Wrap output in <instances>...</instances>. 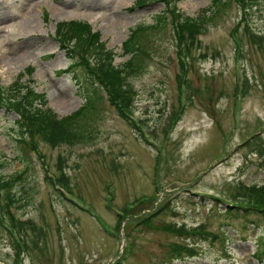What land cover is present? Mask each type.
Masks as SVG:
<instances>
[{"label":"rangeland","instance_id":"1","mask_svg":"<svg viewBox=\"0 0 264 264\" xmlns=\"http://www.w3.org/2000/svg\"><path fill=\"white\" fill-rule=\"evenodd\" d=\"M136 2L0 0V86L30 81L60 117L78 112L85 92L63 71L75 39L63 38L61 24H90L113 50V65L123 66L132 56L124 51L131 32L156 23L165 9L155 0L130 11ZM212 2L180 0L178 7L196 18ZM211 13L187 68L181 69L170 22L140 34L142 65L127 77L131 122L98 88L100 100L78 117L87 138L52 146L36 137L26 144L18 140L19 115L0 106V174L15 178L0 207L26 244L17 254L0 225V263L264 264L257 250L264 247V205L256 203L264 190L241 185L264 183V0L248 12L230 1ZM69 93L78 101L60 109ZM49 176L86 206L73 204ZM131 201L136 206L118 219L115 212ZM249 207L260 216L242 218Z\"/></svg>","mask_w":264,"mask_h":264},{"label":"trees","instance_id":"2","mask_svg":"<svg viewBox=\"0 0 264 264\" xmlns=\"http://www.w3.org/2000/svg\"><path fill=\"white\" fill-rule=\"evenodd\" d=\"M152 1L155 0H137L135 5L143 7ZM160 1L165 4V9L163 13L156 17V23L137 27L129 39L125 41L124 51L132 53V56L122 67H116L112 64L113 52L107 50L104 43L100 42V33L92 32L90 24L77 21L69 23L63 38L75 39V45L70 46V51L67 50L72 62L63 71L72 72L74 80L80 84L85 92L87 104L80 108L78 112L60 117L55 110L47 106L46 94L37 92L30 85V81L22 83L18 79L8 87H0V106L15 111L19 115V118L15 120L19 135L18 140L29 144V140H35L38 137L52 146H58L61 143L75 144L77 141L84 140L90 133L87 131L88 128L79 122L78 117L89 111L87 110L88 105L93 104L94 100H100L98 88L106 91L109 102L118 109L122 117L128 120L129 110L132 106L130 105L132 92L127 86L129 84L127 77L138 72L142 65L136 59L140 47L138 40L141 33L148 30H159L170 22L179 53L189 57L191 48L194 47L198 37L206 29L205 21L207 18H211L212 9L215 12L217 7L230 1L236 2L242 9L257 2V0H213L212 4L214 5L206 10L208 11L207 14L201 13L196 18H186L177 5L179 0ZM63 25L61 24L60 29H63L65 26ZM27 72L28 74L31 73V69H28ZM22 76L23 74L20 75V77ZM3 167L4 165L0 163V169ZM19 176H22V173ZM14 179L3 180L0 174V197L4 192L7 196L12 194L15 184ZM260 202L264 205V197L261 198ZM251 215L260 216L259 211L251 207L248 210L244 209L242 212V218L244 219ZM12 224L16 225V222ZM13 244L16 253L19 254L20 251L15 241Z\"/></svg>","mask_w":264,"mask_h":264},{"label":"bare ground","instance_id":"3","mask_svg":"<svg viewBox=\"0 0 264 264\" xmlns=\"http://www.w3.org/2000/svg\"><path fill=\"white\" fill-rule=\"evenodd\" d=\"M66 14H68V12H66ZM70 96L72 97V95L69 93V95L67 97H64L62 99L59 100L58 102V107L60 109H72V105L74 103V100H75V97L74 99L72 100V98H70ZM78 100L76 99L75 102H77ZM64 111V110H61V112Z\"/></svg>","mask_w":264,"mask_h":264}]
</instances>
